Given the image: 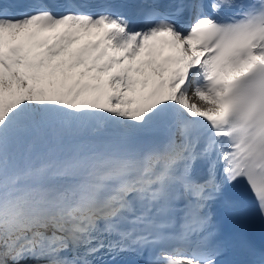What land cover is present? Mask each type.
<instances>
[{
	"label": "snow or ice",
	"instance_id": "6c2138e0",
	"mask_svg": "<svg viewBox=\"0 0 264 264\" xmlns=\"http://www.w3.org/2000/svg\"><path fill=\"white\" fill-rule=\"evenodd\" d=\"M0 264H264V0H0Z\"/></svg>",
	"mask_w": 264,
	"mask_h": 264
},
{
	"label": "rangeland",
	"instance_id": "374dc122",
	"mask_svg": "<svg viewBox=\"0 0 264 264\" xmlns=\"http://www.w3.org/2000/svg\"><path fill=\"white\" fill-rule=\"evenodd\" d=\"M192 101H196L195 103L197 105H201L202 104V102H200L199 100L195 99V97H192Z\"/></svg>",
	"mask_w": 264,
	"mask_h": 264
},
{
	"label": "bare ground",
	"instance_id": "6f19581e",
	"mask_svg": "<svg viewBox=\"0 0 264 264\" xmlns=\"http://www.w3.org/2000/svg\"><path fill=\"white\" fill-rule=\"evenodd\" d=\"M196 99V98H195ZM190 102L195 103L196 101H192V97L190 98Z\"/></svg>",
	"mask_w": 264,
	"mask_h": 264
}]
</instances>
